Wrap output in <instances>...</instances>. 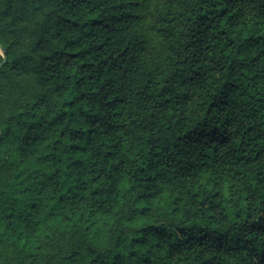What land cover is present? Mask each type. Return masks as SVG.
Here are the masks:
<instances>
[{
  "label": "clouds",
  "instance_id": "1",
  "mask_svg": "<svg viewBox=\"0 0 264 264\" xmlns=\"http://www.w3.org/2000/svg\"><path fill=\"white\" fill-rule=\"evenodd\" d=\"M0 264H264V0H0Z\"/></svg>",
  "mask_w": 264,
  "mask_h": 264
}]
</instances>
